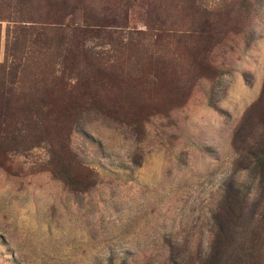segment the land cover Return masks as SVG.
<instances>
[{"label": "rangeland", "instance_id": "374dc122", "mask_svg": "<svg viewBox=\"0 0 264 264\" xmlns=\"http://www.w3.org/2000/svg\"><path fill=\"white\" fill-rule=\"evenodd\" d=\"M94 1L122 26L86 28L81 58L64 52L70 27L37 26L26 44L34 73L0 137V264H199L230 192L245 202L238 232L255 264L264 148L232 143L264 80V0ZM203 18L222 34L207 76L190 53ZM66 23L83 28L82 8Z\"/></svg>", "mask_w": 264, "mask_h": 264}, {"label": "trees", "instance_id": "16d2710c", "mask_svg": "<svg viewBox=\"0 0 264 264\" xmlns=\"http://www.w3.org/2000/svg\"><path fill=\"white\" fill-rule=\"evenodd\" d=\"M98 6L100 5L94 0H0V31L1 22H8L5 31V58L0 61V137L8 126L12 111L28 90L27 79L34 73L27 60L28 45H26L30 43L33 31L37 26H42L46 34L54 32V35H62L63 30L70 27L74 39L70 36L64 39L62 36L64 52L81 58L83 39H80V35L86 28L122 26L118 23L117 15L111 16L112 20L100 17ZM77 8L83 10V28L66 23V18ZM219 28L216 21L203 18L190 29V37L193 40L190 53L192 58L198 61L195 67L199 76H207L212 72L208 54L213 45L218 44L222 39ZM11 36L21 45H9ZM55 89L56 92L60 91L55 86L51 87L52 91L49 93L51 98L56 97ZM64 138L63 133L59 145L62 151L66 148ZM236 141L241 142L239 147L248 149V152L255 148H264V80L259 95L245 109L234 131L232 144L236 145ZM260 165L262 189H264V158ZM69 171L70 169L66 167L59 172L64 182L72 185ZM227 188L228 186H225L224 190L227 191ZM229 194H231L230 204L218 207L211 216L212 233L205 250L199 248V264H254L248 257L238 232L240 227L245 231L248 230L251 223L245 216V202L238 198L236 192ZM255 208L257 211L259 204ZM170 248L174 249V246L171 245ZM110 263L114 264L112 260ZM173 264H182V262L174 259ZM255 264H264V254Z\"/></svg>", "mask_w": 264, "mask_h": 264}]
</instances>
